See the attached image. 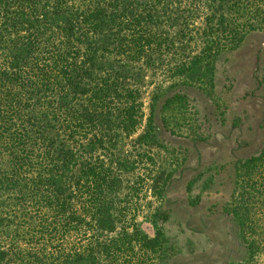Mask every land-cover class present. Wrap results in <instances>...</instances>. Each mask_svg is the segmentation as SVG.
<instances>
[{
    "label": "rangeland",
    "instance_id": "1",
    "mask_svg": "<svg viewBox=\"0 0 264 264\" xmlns=\"http://www.w3.org/2000/svg\"><path fill=\"white\" fill-rule=\"evenodd\" d=\"M255 2L260 10L247 11L237 34L228 21L219 23V0L110 4L125 28L141 18L157 41L142 40L144 52L135 57L102 56V67L112 68L109 75L123 93L112 106L125 100L126 88L136 89L142 117L128 133L119 127V112L108 109L102 134L88 144L90 154L113 166V180L101 195L111 215L96 236L101 264H264L261 237L249 235L250 247L251 224L244 234L240 217L232 221L225 213L233 208L239 160L264 146V0ZM211 40L221 48L209 52ZM177 92L188 99L169 106L167 96ZM241 175L239 185L247 180ZM156 236L171 250L143 247L144 238ZM113 240L122 246L130 240L131 249L107 258Z\"/></svg>",
    "mask_w": 264,
    "mask_h": 264
},
{
    "label": "trees",
    "instance_id": "2",
    "mask_svg": "<svg viewBox=\"0 0 264 264\" xmlns=\"http://www.w3.org/2000/svg\"><path fill=\"white\" fill-rule=\"evenodd\" d=\"M170 1L0 0V264H101L96 236L111 218L101 195L113 180V166L90 154L88 144L102 134L108 109L119 112V127L128 133L142 117L136 89L126 88L125 100L112 106L123 93L109 75L112 68L102 67V56L135 57L144 52L145 42L157 41L141 18L125 28L110 4L163 7ZM219 2V23L228 21L232 34L238 33L241 19H248L247 11L261 5L255 0ZM108 15L115 20L108 21ZM209 44V52L221 48L216 40ZM187 99L177 92L166 102L170 106ZM239 162L233 208L225 213H232V221L240 217L244 234L251 224L246 239L256 234L264 241V146ZM241 172L247 180L239 185ZM259 214L263 217L256 226L253 218ZM130 240L123 246L113 240L105 249L107 258L130 250ZM142 243L164 253L172 247L158 236Z\"/></svg>",
    "mask_w": 264,
    "mask_h": 264
}]
</instances>
